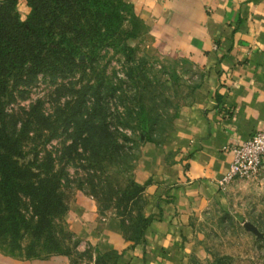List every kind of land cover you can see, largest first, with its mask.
<instances>
[{
    "label": "crops",
    "instance_id": "crops-1",
    "mask_svg": "<svg viewBox=\"0 0 264 264\" xmlns=\"http://www.w3.org/2000/svg\"><path fill=\"white\" fill-rule=\"evenodd\" d=\"M158 42L192 58L202 78L161 144L146 141L135 176L147 182L144 239L134 242L119 218L100 217L78 193L71 227L117 264H192L204 260L196 221L220 199L232 145L264 128V0H129ZM0 264H70L67 256L22 257L0 249Z\"/></svg>",
    "mask_w": 264,
    "mask_h": 264
},
{
    "label": "trees",
    "instance_id": "trees-1",
    "mask_svg": "<svg viewBox=\"0 0 264 264\" xmlns=\"http://www.w3.org/2000/svg\"><path fill=\"white\" fill-rule=\"evenodd\" d=\"M16 3L17 0H0V237L12 250L22 251L23 232L29 230L34 239L44 237L58 246L55 216L67 209L62 192L67 172L64 168H54V155L47 152L41 156L34 148L32 160H21L30 152L26 146L35 138L34 134L42 136L48 130L50 138L61 127L71 137L62 158L82 155V148L91 163L100 161L103 149L127 158L126 142H135L132 134L137 128L141 129L138 137L148 140L154 137L149 133L147 108L132 102L142 97L146 88L141 86L140 74L138 78L134 74L140 64L131 62L125 73L127 78L119 77L120 83L97 72L96 82L82 83L57 114L45 112L42 99L22 107V114L10 111L7 105L14 100L16 92L33 85L40 76L56 82L73 75L79 66L76 55L83 49L88 51L86 62L90 64L98 61V52L103 47L122 45L123 50H131L124 38L132 33L121 29L125 16L122 7L136 14L133 5L127 2L29 0L31 11L22 18ZM150 219L151 216L143 215L139 240L144 239ZM35 245L36 240L31 242L26 254L7 253L22 257L49 256L37 254Z\"/></svg>",
    "mask_w": 264,
    "mask_h": 264
},
{
    "label": "rangeland",
    "instance_id": "rangeland-1",
    "mask_svg": "<svg viewBox=\"0 0 264 264\" xmlns=\"http://www.w3.org/2000/svg\"><path fill=\"white\" fill-rule=\"evenodd\" d=\"M123 2L133 5L129 0H98L97 4ZM122 8L125 16L121 29L132 33L130 37L124 38V42L132 47L131 50H123L122 45L117 48L103 47L98 52V61L90 64L86 62L88 51L83 49L82 53L76 55L79 66L73 75L65 79L59 78L56 82L40 76L33 85L17 91L14 100L7 106L10 111L22 114V107H28L30 103L42 99L43 110L57 114L82 83L88 80L96 82L97 72L109 75L116 83H120L119 77L127 78L125 73L130 62L140 64L134 74L137 78L140 74L138 79L146 91L142 97L132 102L143 104L147 108L149 133L154 140L138 137L141 129L137 128L132 134L135 142H126L129 146L126 148L127 158L117 157L103 149L101 152L98 150L100 161L91 163L82 148V155L75 154V158L71 159L62 158L64 146L71 142V137L61 127L50 138L48 136L51 131L48 130H44L42 136L34 134L35 138L29 140L26 146L30 152L21 160H32L36 148L41 156L47 152L52 153L55 157L54 168H64L67 172L62 186L67 209L55 216L54 231L59 245L55 246L53 240L44 237L34 239L29 230L23 232L22 251L12 250L7 241L0 237V249L4 252L26 254L31 242L36 240L37 254H61L68 257L70 264H117L118 250L102 251L95 243L84 239L72 229L70 208L78 193H86L94 198L100 217L119 218L127 239L142 241L139 239L144 226L143 215L150 216L146 214L149 199L147 182L141 183L135 176L142 147L146 141L157 144L164 141L174 127L179 109L193 100L202 71L192 58L158 42L150 26L140 15H132ZM16 10L25 18L31 11L29 0H17ZM246 220L255 223L263 236L246 229ZM196 227L208 256L204 260L195 259L192 264H264V166L256 176H235L226 182L221 198L212 201L201 212Z\"/></svg>",
    "mask_w": 264,
    "mask_h": 264
},
{
    "label": "built area",
    "instance_id": "built-area-1",
    "mask_svg": "<svg viewBox=\"0 0 264 264\" xmlns=\"http://www.w3.org/2000/svg\"><path fill=\"white\" fill-rule=\"evenodd\" d=\"M233 160L222 182L235 176H256L264 166V128L254 131L241 143L232 145Z\"/></svg>",
    "mask_w": 264,
    "mask_h": 264
},
{
    "label": "water",
    "instance_id": "water-1",
    "mask_svg": "<svg viewBox=\"0 0 264 264\" xmlns=\"http://www.w3.org/2000/svg\"><path fill=\"white\" fill-rule=\"evenodd\" d=\"M244 226H245L246 229H248V230L254 232L256 235H258V236H263V232H262V231L259 229V227H258L255 223H253L252 221H250V220H246V221L244 222Z\"/></svg>",
    "mask_w": 264,
    "mask_h": 264
}]
</instances>
